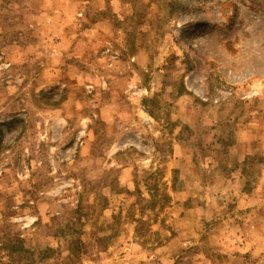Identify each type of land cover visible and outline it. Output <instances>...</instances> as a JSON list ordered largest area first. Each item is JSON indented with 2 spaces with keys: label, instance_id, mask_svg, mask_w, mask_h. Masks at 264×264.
<instances>
[{
  "label": "rangeland",
  "instance_id": "obj_1",
  "mask_svg": "<svg viewBox=\"0 0 264 264\" xmlns=\"http://www.w3.org/2000/svg\"><path fill=\"white\" fill-rule=\"evenodd\" d=\"M0 264H264V0H0Z\"/></svg>",
  "mask_w": 264,
  "mask_h": 264
}]
</instances>
